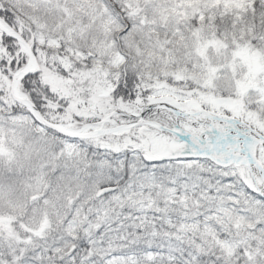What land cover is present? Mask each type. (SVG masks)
I'll list each match as a JSON object with an SVG mask.
<instances>
[{
  "label": "rangeland",
  "instance_id": "obj_1",
  "mask_svg": "<svg viewBox=\"0 0 264 264\" xmlns=\"http://www.w3.org/2000/svg\"><path fill=\"white\" fill-rule=\"evenodd\" d=\"M2 1L14 14L15 27L33 39L43 58L91 64L99 89L87 107L78 99L71 102L59 122L64 127L72 129L70 124L88 110L105 117L111 104L100 95H112L125 71L137 74L150 103L170 102L186 112L201 109L231 118L264 139V43L247 32L235 39H204L202 19L199 29L188 23L199 9L220 7L229 13L264 0ZM139 1L147 2L151 25L155 20L174 23L171 53L161 33L149 37L141 29L126 31L136 21L128 13ZM2 97L0 264H17L19 257L21 264L170 262L151 246L156 239L197 251L191 260L174 264H264V202L253 186V178L262 184L256 168L183 159L191 154L187 146L151 127L136 132L143 145L127 137L129 151L110 141L70 140ZM156 118L169 123L162 113ZM201 118L169 124L198 134ZM256 155L264 167L263 145ZM168 156L178 160L164 159ZM109 184L115 189L101 194ZM114 226L125 229V235L139 234L138 243L146 239L147 252L135 250L128 258L118 250L112 253L108 237L98 230ZM81 237L87 238V247L80 246Z\"/></svg>",
  "mask_w": 264,
  "mask_h": 264
},
{
  "label": "trees",
  "instance_id": "obj_2",
  "mask_svg": "<svg viewBox=\"0 0 264 264\" xmlns=\"http://www.w3.org/2000/svg\"><path fill=\"white\" fill-rule=\"evenodd\" d=\"M128 14L129 18L136 19V21H132L131 23V30H134V28L141 29L146 32V36L149 37L152 35L151 32L165 35V48L170 53L172 52L174 47L173 41L176 40L173 36L174 23L166 22L165 24H162L160 21L155 20L154 25H151L150 20L153 18L151 17L146 1H139L135 4L134 9ZM194 16L190 22L188 21V23H190L191 27L194 29H199L202 23H204V39H207L208 37L213 40L223 39V37L235 39L241 38L242 32H247V34L250 33L253 37L260 39V42L264 43V4L259 1H253L250 7H246L241 11H230L227 13L223 12L220 7L217 9L212 8L211 10L199 9ZM0 17L10 25L14 24V14L10 10L9 5H6L2 0H0ZM199 17L202 19V23L198 20ZM131 18L130 20H132ZM13 26L15 27V25ZM181 29H183V27H181L180 30ZM237 32L239 33V36L236 37L235 35ZM248 40L251 41L250 39ZM0 41V96L5 95L6 99H10L8 97V84L10 81L9 79L11 78V71L15 72L17 69L22 68L26 63L27 58L15 41L10 40L3 35H0ZM252 42V44H258L257 40ZM37 55L40 70L36 74L23 79L19 84V91L22 95L29 98L44 117L48 118V120L64 122L62 115L67 112L68 107L73 100L91 98L94 91L99 88L95 84L97 80L93 79V74L90 71L91 64L68 59L67 64L64 65L57 60L56 62H53L50 59H47V57L43 58L42 53L37 52ZM148 94V91L144 92L139 86L136 73L129 74L124 72L120 82L116 86L114 94L112 95V111L119 110L116 108L119 103L121 105L118 107L127 108L129 106L133 110H136L137 107L148 105L150 104L148 101ZM16 108L17 110L24 109L20 106H16ZM193 111L197 112L199 109ZM158 113H162L165 117L173 116L166 111L152 110L149 112L147 118L155 119V116ZM126 120L127 118L125 117H114V121L117 123L124 121L127 122ZM157 121L163 125L161 120ZM200 121V133L193 134L197 139L207 137L208 134L213 131L207 118L202 117ZM141 129L142 127L134 128L130 132L102 137L96 139V141H110V143H115L122 147L120 150L129 151L131 147H128V143L126 142L129 135H132L130 141L138 142V144L143 145V140L140 138V134H137L136 136L137 131L143 133ZM155 133L158 134L160 132L156 131ZM109 185L114 186V184ZM125 226L127 225L125 224L122 227ZM98 231V235L105 233L108 237V242L106 241V243L111 245L112 253H115L116 250H118L122 256L128 258L135 254V250H139V252L143 253L147 252L146 239L143 238L139 243L136 240V238H138L136 236H139V234L134 235V232L132 233V231H130L125 235V229H117L115 226L114 228L102 227L101 230ZM79 239L82 240V243L80 244L81 247H87V245H89L86 237H81ZM153 245L159 252L166 255V261H170L164 262V264H174L178 259H184L187 262V260H191L197 253V251L193 252V249L190 246H185V248L181 250L179 242L176 243L175 247L167 242L161 243L156 239L151 242V246ZM7 256L10 261H13V257L10 254H7ZM21 262L22 258L19 257L18 262L16 263L21 264ZM199 264H202V260L199 261Z\"/></svg>",
  "mask_w": 264,
  "mask_h": 264
},
{
  "label": "water",
  "instance_id": "obj_3",
  "mask_svg": "<svg viewBox=\"0 0 264 264\" xmlns=\"http://www.w3.org/2000/svg\"><path fill=\"white\" fill-rule=\"evenodd\" d=\"M0 31H2L5 35L12 37L14 39H16L21 45L22 47L25 49L27 55H28V62L27 65L24 67L23 71H19L17 73L14 74L13 77V81L10 87V94H11V98L14 100V102H16L17 104L23 105L25 106L27 109L31 110L35 117L38 119V121L45 127H47L48 129L52 130L53 132L57 133L58 135L61 136H65L71 139H90V138H96L98 136H104V135H108V134H112L118 131H127L129 129H131L134 126H139V125H143V124H148L151 126H154L156 128H158L161 131L167 132L169 134H171L173 137L175 138H179L180 140H185L187 137L182 136L181 134H179L178 132L174 131V130H170L167 129L157 123H152V122H145L143 121V116L151 109H155V108H163V109H167L169 111H172L173 113H176L182 117L187 116V114H183L180 113L178 111H176L175 109L168 107L166 105H152L149 106L146 109V112H144L143 114L140 115V120L134 124H127V125H121V126H117L115 128H111V129H107L104 131H99L96 133H89V134H83L81 132H71L68 129H64L59 125H55L51 122H48L46 119H44L42 117V115L40 114V112L38 111V109L33 105V103L26 99L23 98L19 95L18 91H17V84L19 83V81L26 77L29 74H33L35 71L33 68L37 69V64H36V58L35 55L32 51L31 46L18 34L16 33L14 30H12L11 28H9L6 24H2V21L0 19ZM20 75L19 78H16L17 75ZM262 142H264V140H262ZM258 143H255L252 147V151L251 154L247 155V158L250 159L251 163L258 169V171L261 173L262 178L264 180V169L261 165V163L257 160L256 158V153H255V148L257 146ZM198 152L201 153L202 156L206 157L208 160H210L211 162L217 164V165H225V164H230V162L228 163H224V162H220L214 158H212L210 155H207L205 152H202L200 150H197ZM236 166H238L240 164V162H235ZM114 188L113 187H106L103 188L100 192L102 193H106L109 191H112ZM100 194V193H99Z\"/></svg>",
  "mask_w": 264,
  "mask_h": 264
},
{
  "label": "flooded vegetation",
  "instance_id": "obj_4",
  "mask_svg": "<svg viewBox=\"0 0 264 264\" xmlns=\"http://www.w3.org/2000/svg\"><path fill=\"white\" fill-rule=\"evenodd\" d=\"M207 117V116H206ZM216 118V119H215ZM209 118L207 117V120L211 121V126H213V123H218V126H220L219 129L213 130V133L211 134L212 137L209 138L207 137L201 144V148L198 147L200 150L206 152L207 154L216 156L217 158L225 160L229 159H236V158H242L244 157L247 153L246 147L248 145H251L252 143L256 142L258 140V136L256 134V131L252 130L248 125L243 124L242 122H237V121H229L225 118ZM182 117L180 118L179 116L173 115L172 117H169V123L173 125V122L176 123L178 122ZM185 119V118H183ZM92 123V122H91ZM91 123L87 125V127L91 126ZM169 123L168 126H171ZM215 125V124H214ZM173 129L177 130L178 132L183 133L188 141L182 142L186 143L185 145L187 146V149L191 152L193 150L198 154V152L195 150V136L193 134H190L187 130V132L183 129H181L179 126H172ZM204 137H202L203 139ZM189 141H191L194 144V147L189 145ZM199 143V141H197ZM261 146L263 144H260ZM259 145V146H260ZM259 146L257 148H259ZM257 151V149H256ZM246 164L248 160H245ZM250 169H253L254 167L251 165H248ZM249 169V170H250ZM258 177L261 180V175L258 174ZM254 182V188L257 189V194L259 197L264 202V198L262 196V184L257 185L255 182V178L252 179ZM260 193V194H259Z\"/></svg>",
  "mask_w": 264,
  "mask_h": 264
}]
</instances>
